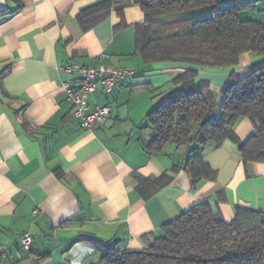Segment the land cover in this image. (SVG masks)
<instances>
[{"label": "crops", "instance_id": "0c3cea01", "mask_svg": "<svg viewBox=\"0 0 264 264\" xmlns=\"http://www.w3.org/2000/svg\"><path fill=\"white\" fill-rule=\"evenodd\" d=\"M99 1L0 0V264H108L95 242L145 249L199 203L209 202L227 222L238 207L264 211V163L244 165L236 144L206 150L216 178L195 186L184 150L145 149L153 137L147 114L181 88L178 76L196 71L197 89L209 85L219 95L231 75L243 79L264 57L246 53L225 69L146 65L136 54V26L144 22L138 3L146 0H115L125 5L121 14L114 7L85 29L79 16ZM239 1L251 5L242 20L264 24V0ZM70 62L137 73L112 93L90 96L92 108H111L92 130L72 115L63 86L76 79L60 70ZM235 133L247 141L254 123L240 119ZM163 174L173 182L150 194L144 180ZM25 235L33 238L30 252L22 248Z\"/></svg>", "mask_w": 264, "mask_h": 264}, {"label": "trees", "instance_id": "16d2710c", "mask_svg": "<svg viewBox=\"0 0 264 264\" xmlns=\"http://www.w3.org/2000/svg\"><path fill=\"white\" fill-rule=\"evenodd\" d=\"M119 4L100 0L82 11L79 19L89 29L114 7L121 14L125 5ZM138 5L144 22L136 26V54L146 65L179 62L225 69L238 65L246 53L264 57V24L239 16L250 4L146 0ZM196 78L193 70L178 76L174 83L181 88L147 114L153 137L146 151L162 153L168 145L184 150V170L193 186L201 180H215L216 172L205 162L204 153L227 141L238 146L244 165L264 163V62L250 67L243 79L231 75L219 95L209 85L197 89ZM242 118L255 126V133L245 142L235 133ZM173 179L163 174L144 183L152 186L153 194ZM162 231L142 250L121 252L108 243H95L108 264H264V211L238 207L234 219L227 222L209 202H203L165 224Z\"/></svg>", "mask_w": 264, "mask_h": 264}, {"label": "built area", "instance_id": "2783aa9c", "mask_svg": "<svg viewBox=\"0 0 264 264\" xmlns=\"http://www.w3.org/2000/svg\"><path fill=\"white\" fill-rule=\"evenodd\" d=\"M103 56L100 57L102 59ZM60 70L73 77L74 86L71 83H64V89L68 100L72 103L73 117L79 119L80 126L85 130H92L98 124H101L111 114L109 106H95L92 108L89 98L98 89L104 93H112L114 89L127 79L135 77L136 72L133 69L115 68L112 66H82L76 62L60 67ZM37 214V212H35ZM22 248L30 252L33 245V238L25 235L21 240Z\"/></svg>", "mask_w": 264, "mask_h": 264}, {"label": "rangeland", "instance_id": "374dc122", "mask_svg": "<svg viewBox=\"0 0 264 264\" xmlns=\"http://www.w3.org/2000/svg\"><path fill=\"white\" fill-rule=\"evenodd\" d=\"M169 147H170V145H169Z\"/></svg>", "mask_w": 264, "mask_h": 264}]
</instances>
